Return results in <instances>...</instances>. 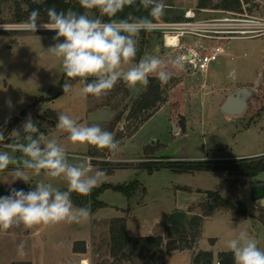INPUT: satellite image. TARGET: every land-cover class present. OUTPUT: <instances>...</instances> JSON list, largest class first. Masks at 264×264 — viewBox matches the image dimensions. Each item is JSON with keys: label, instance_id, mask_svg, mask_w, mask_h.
<instances>
[{"label": "rangeland", "instance_id": "1", "mask_svg": "<svg viewBox=\"0 0 264 264\" xmlns=\"http://www.w3.org/2000/svg\"><path fill=\"white\" fill-rule=\"evenodd\" d=\"M163 2L165 12L156 19L157 23L175 22L165 20L182 16L192 9L196 13V21L216 20L220 32L218 37L225 39L214 43L186 36L181 39L180 48L166 51V60L181 57L187 49L198 45L208 49L220 45L224 54L204 74L184 64L183 70L176 71L167 84L161 85L162 101L157 108L132 119L128 118L129 111L146 90L145 86L142 93L138 87L130 89L126 103L110 99L111 94L89 98L82 94L84 85L79 78L71 80L73 87L64 93L63 84L67 77L61 60L48 51L56 43L52 39L56 33L43 28L35 33L21 30L19 24L23 21L19 18L28 11L27 0L1 2L0 124L4 123V126L0 128L4 130L6 139L0 141V151L8 150L4 145L12 141L9 134L13 129H21L31 114L41 132L49 138H56L65 147L71 163L79 164L91 157L94 159L91 162L93 174L96 170L105 171L95 188L135 182L138 186L129 200L122 193L105 190L98 201L106 207L91 211L89 218L79 223L59 222L34 225L30 229L21 227L0 231V264H66L70 244L79 252L83 250L76 258L77 264L84 259L88 264H164L165 257L172 253L168 244L177 252L188 253L173 254L167 264H193L196 255L202 252L211 254V264H216L220 255L226 253L222 252L227 248L226 240L240 231L248 232L264 249V224L260 222V216L264 215V202H252L243 192L246 184L241 176L223 170L188 173L174 170L175 166H181L180 163L225 165L238 162L233 160L238 157L246 159L244 157L250 156L247 159L253 160L264 156L259 155L264 153V35L257 30V24L264 22V0H241L240 12L221 10L217 7L220 0H214L206 8H198L199 0ZM151 43L157 44V53L162 54L163 34L155 31L147 32L146 38L139 35L136 57L150 52ZM257 82L256 92L242 115L228 117L221 111V105L230 94L251 88ZM9 100L11 108L7 103ZM106 104L111 108L115 106L116 112L126 108L113 131L115 139L121 142L120 151L116 153L88 144H73L67 133L55 127L58 114L63 113L80 124H98L110 131L115 113L109 107H102ZM17 119L16 126L10 131L9 125ZM212 158L215 159L211 161ZM15 167L10 165L0 171V196L8 195L11 188L32 190L41 180L62 191L67 190L63 177L36 176L30 170L26 173L28 183H25L16 179ZM259 179L264 181V173L259 175ZM212 192L235 205L234 209L222 207L210 212L214 201L208 193ZM198 199L199 202L189 208L190 213L182 220L185 228L180 229L184 232H173L170 230L172 225L168 224L159 247L145 254L139 253L141 257L130 253L128 247L121 250L114 247L112 230L118 226L113 222L115 219L122 218L128 238H133L128 222L134 220L140 224V233L160 234L162 225L168 220L165 218L167 211L187 202L192 205ZM224 209L227 210L223 214L205 219ZM239 210H247L246 216H241ZM80 239H88V243L84 245L78 241ZM73 240L76 241L72 243ZM22 242L26 253L23 257L17 251Z\"/></svg>", "mask_w": 264, "mask_h": 264}, {"label": "clouds", "instance_id": "2", "mask_svg": "<svg viewBox=\"0 0 264 264\" xmlns=\"http://www.w3.org/2000/svg\"><path fill=\"white\" fill-rule=\"evenodd\" d=\"M34 2L42 3L43 0ZM77 2L84 9L83 13L71 8L58 11L53 6L45 9L48 22L41 23L40 10L33 9L27 20L19 24V28L27 32L35 33L43 28L56 33L52 37L56 43L48 51L61 60L63 73L67 77L63 84L64 93L73 87L70 81L77 78L84 85L82 94L101 97L120 81L130 89L138 84L148 86L150 77L165 85L176 71L184 69L183 57H176L166 63L158 56L145 55L133 63L138 52L140 33L151 31L154 20L165 12L163 0H139V5L148 10L149 15L137 17L129 14L125 19L115 17L125 7L137 4V0ZM91 10H97L99 15H91ZM7 103L11 108V100ZM55 127L67 133L68 140L73 144H88L111 153L120 151L121 142L115 139L114 133L98 124H80L69 115L59 113ZM9 137L12 142L4 145L8 150L0 151V171L8 169L10 165L16 166V179L25 183L29 180L26 174L29 170L36 176L63 177L67 182V190L62 191L43 180L29 191L11 188L8 195L0 196V231L87 220L91 213L90 206H74L72 194L90 195L98 186L100 178L106 174L105 171L96 170L93 174L91 157L79 164L71 163L65 147L56 138H49L41 132L31 114L21 129H13ZM5 139L4 130L0 128V141ZM12 153L20 155L17 157ZM226 247L233 253L235 264H264V249L246 231H240L227 239ZM17 251L21 257L26 254L23 242L18 245Z\"/></svg>", "mask_w": 264, "mask_h": 264}, {"label": "trees", "instance_id": "3", "mask_svg": "<svg viewBox=\"0 0 264 264\" xmlns=\"http://www.w3.org/2000/svg\"><path fill=\"white\" fill-rule=\"evenodd\" d=\"M3 0H0V4ZM214 0H199L198 8H206L205 6ZM29 3V8L26 13L23 14L19 18V21H25L27 20L29 13L33 9H39L40 10V22L41 23H47L48 18L45 12L46 8L49 7H55L58 11L60 10H67L69 8L83 13L84 9L80 8L77 0H69V2H65V0H43L42 3H32L31 0H27ZM242 2L241 0H220L218 4V8H221L223 11L227 12H240L242 11ZM91 13H94V16H98L99 13L97 10H91ZM131 14L133 16L141 17V16H148L149 11L145 10L139 5V0H137V4L131 6V7H125L123 12L118 13L116 19H125L128 17V15ZM182 18V16L175 17L171 20L166 19L165 21H179ZM105 21L108 20L107 17H102ZM154 23H156V20H154ZM152 33V32H148ZM141 37L146 38L147 37V31L140 33ZM145 42V41H144ZM140 56V55H139ZM108 95L111 94L110 99H117L120 103H126L130 98V88H128L123 81H120L117 83V85L110 90ZM91 94L88 95L89 98H91ZM162 101V92H161V83L156 78L150 77L149 78V84L146 86V90L138 97V99L135 101L134 105L132 106L131 110L129 111L128 118L132 119L137 116H139L141 113L146 112L148 110H152L157 108V105ZM118 102V103H119ZM102 107H109L115 115L110 125V132L113 133L116 125L121 121L124 111L116 112L118 111L117 108L114 106L111 108L109 104L103 105ZM151 117V116H150ZM148 117L147 119H149ZM18 119L12 122L10 126V131L16 126ZM3 124H0V127H3ZM12 142V141H11ZM181 166H175L174 170L179 173H188L192 171H209V172H217V171H227L228 173H233L241 177H248V178H255L258 175L264 173V156L260 157L258 159H242L239 160L236 163H226L225 165L220 164H211V163H195V164H186V163H180ZM177 165V164H173ZM172 167V166H171ZM173 169V168H172ZM152 171V170H150ZM138 186L137 182L129 184V185H122V186H110V185H102L99 188H94L90 195L88 196H81L76 193L72 194V201L74 206L80 207V206H90L91 211H95L101 208L106 207V205L100 201H98L99 196L102 192L105 190H112L114 192L122 193L124 194L128 200L132 196V191L134 188ZM209 198H212L214 201V205L210 207V212L213 209L217 208H233L235 205L230 204L229 202L223 200L218 194L216 193H208ZM238 213L241 216H246L245 210H239ZM209 215V214H208ZM207 215V216H208ZM261 222L264 224V215L260 216ZM116 223L117 229L112 230V233L114 234L112 237L114 247L117 250H121L124 247H128V250L130 253L134 255H139L147 253L150 249L157 248L161 245L163 238L162 237H135V238H128L126 236V228L124 221L122 218L115 219L113 221ZM198 222V221H197ZM170 230H173V232H184L177 226H170ZM168 249L170 251H175L176 248H172L170 244H168ZM78 250L74 246L73 252H77ZM154 257V256H152ZM205 262V264H211L212 256L211 254L207 252H202L196 255L194 258L193 264H200L201 262ZM220 264H235L234 261V255L233 253L229 254H221L220 255Z\"/></svg>", "mask_w": 264, "mask_h": 264}, {"label": "built area", "instance_id": "4", "mask_svg": "<svg viewBox=\"0 0 264 264\" xmlns=\"http://www.w3.org/2000/svg\"><path fill=\"white\" fill-rule=\"evenodd\" d=\"M34 1V0H33ZM204 11V10H201ZM218 22L216 20L211 21H196V13L192 9L185 11L182 14V18L175 22L154 23L153 29L147 32L160 31L163 34L164 46L166 48H180L179 44L181 39L186 36L200 37L206 41H224V37H218ZM257 30L264 35V22L257 24ZM239 34L246 35L248 32H240ZM177 38V47H170L169 39ZM223 54V48L218 45L213 47L212 50L205 48L202 45H198L195 48L191 47L187 49V53L182 55L183 62L186 65L192 66L196 72L206 73L209 66L216 62ZM94 159H91V162ZM216 264H220L217 262Z\"/></svg>", "mask_w": 264, "mask_h": 264}, {"label": "crops", "instance_id": "5", "mask_svg": "<svg viewBox=\"0 0 264 264\" xmlns=\"http://www.w3.org/2000/svg\"><path fill=\"white\" fill-rule=\"evenodd\" d=\"M214 43H216V42H214ZM151 45L152 46H150V52H148V53H143V55L142 56H139V57H136L135 58V60L133 61V63H136V62H138L142 57H144L145 55H155V56H158V57H160L163 61H165L166 63H168L169 61L168 60H166V58L165 57H168L167 56V53H166V51H168L169 49H174V48H166L165 46H164V44H162L161 46H160V51H162V54L160 53V54H158L157 53V47H156V45L157 44H152L151 43ZM216 46H218V45H216ZM161 47H163V50H161ZM213 49V47H211L209 50H212ZM156 53V54H155ZM158 54V55H157ZM223 54H224V50H223ZM220 57V56H219ZM128 66H130V65H128ZM128 66H125V67H128ZM169 66H171L170 64H169ZM136 87H138L139 88V91H141V93L143 92V90H144V86L143 85H137ZM138 88H137V90H138ZM131 90H132V88H131ZM132 95V94H131ZM133 97V96H132ZM227 99V98H226ZM167 104H169V103H167ZM166 104V105H167ZM166 105L165 106H163L164 108L166 107ZM227 116V115H226ZM228 117H230V116H228ZM231 117H238V116H231ZM262 154H264V153H259V155H262ZM257 156H258V154H256ZM256 155H251V156H256ZM234 158V157H233ZM233 158H230L229 160H231V159H233ZM242 158V157H241ZM240 157H238V159H233V160H242ZM244 158H250V156H247V157H244ZM115 159V158H114ZM213 159H215V158H212V160L211 161H213ZM120 160V159H119ZM109 161H111V160H109ZM243 178V180H244V182H245V184H246V186H245V188L243 189V192H245L246 193V195L247 196H249V198H250V187L252 186V185H254V184H264V181L263 180H260L259 179V175L257 176V177H255V178H248V177H242ZM239 179H241V178H239ZM227 190H229V189H227ZM227 193H228V191H227ZM226 193V194H227ZM220 194V193H219ZM226 194H224V195H226ZM221 196H222V194H220ZM226 197V196H225ZM230 201V200H229ZM195 202V203H194ZM193 203L194 204H192V205H190L188 202L186 203V204H181L179 207H175L174 209H172L171 211H167L166 212V215H165V218H168L173 212H176V211H181V212H184L186 215H188L190 212H188L189 211V208L191 207V206H194L197 202H199V199H198V201H194ZM247 207V206H246ZM225 210H227V209H224V210H220V211H217L216 213H214V215H212V217L210 216V217H206L205 219H210V218H215V216H217V215H221V214H223L224 213V211ZM246 212H247V210H245ZM247 214V213H246ZM185 215V216H186ZM257 219V218H256ZM257 220H259L260 221V219H257ZM166 222V221H165ZM164 222V225H162V230H161V233L160 234H148V233H145V232H143V233H140V224L136 221V220H134V222H128V230H129V232L132 234V237L133 238H137V237H164V232H165V230H166V226L169 224L168 222H166L165 223ZM261 222V221H260ZM158 225H160V224H158ZM76 240H73L72 241V243H74ZM79 242H81V243H84V245H85V243H88V239H86V240H84V239H80V240H78ZM199 242V241H198ZM197 242V243H198ZM199 244V243H198ZM197 244V247L199 246ZM196 247V248H197ZM196 250V249H195ZM222 252H226V253H222V254H229V253H232L228 248H226V249H223V251ZM80 253H83V250L82 251H80L79 252V250L77 251V252H73V246H71V244H70V246L68 247V261H67V263L66 264H77L76 263V258H77V256H79L80 255ZM177 253H179V254H187L188 253V251H186V252H177V251H172V253H170V254H168L166 257H165V259H164V264H167L168 262H170V259H171V257L173 256V254H177ZM219 253V252H218ZM220 254V253H219Z\"/></svg>", "mask_w": 264, "mask_h": 264}, {"label": "water", "instance_id": "6", "mask_svg": "<svg viewBox=\"0 0 264 264\" xmlns=\"http://www.w3.org/2000/svg\"><path fill=\"white\" fill-rule=\"evenodd\" d=\"M258 85L259 82L251 88L240 89L230 94L221 105V111L227 116L242 115L247 109L248 101L255 94ZM250 199L252 202H264V184H254L250 187ZM185 215L184 212L176 211L168 217L167 222L170 225L184 229L182 220Z\"/></svg>", "mask_w": 264, "mask_h": 264}, {"label": "bare ground", "instance_id": "7", "mask_svg": "<svg viewBox=\"0 0 264 264\" xmlns=\"http://www.w3.org/2000/svg\"><path fill=\"white\" fill-rule=\"evenodd\" d=\"M177 41H178V39L177 38H170L169 39V46L170 47H177ZM81 264H88V262H87V260H82V262H81Z\"/></svg>", "mask_w": 264, "mask_h": 264}]
</instances>
